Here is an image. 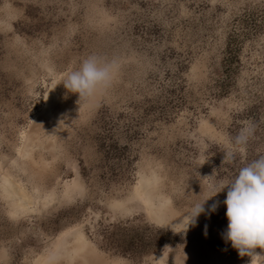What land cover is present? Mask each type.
Here are the masks:
<instances>
[{
  "label": "rangeland",
  "instance_id": "rangeland-1",
  "mask_svg": "<svg viewBox=\"0 0 264 264\" xmlns=\"http://www.w3.org/2000/svg\"><path fill=\"white\" fill-rule=\"evenodd\" d=\"M90 56L114 79L79 99L62 81ZM261 154L264 0H0V264H79L80 233L91 264H264L222 238L227 187L186 228Z\"/></svg>",
  "mask_w": 264,
  "mask_h": 264
},
{
  "label": "clouds",
  "instance_id": "clouds-1",
  "mask_svg": "<svg viewBox=\"0 0 264 264\" xmlns=\"http://www.w3.org/2000/svg\"><path fill=\"white\" fill-rule=\"evenodd\" d=\"M113 79L114 65L102 61L97 56H90L81 63L79 69L70 72L62 83L68 91L78 93L79 99L88 100L99 91L107 89ZM254 131V126L246 127L233 143L246 145ZM235 155L236 151L230 144L224 150L223 159L232 161ZM225 187L227 195L223 203L227 209L225 215L228 224L222 238L226 242L230 241L241 256L261 255L256 253L255 249H264V154L258 155L255 160L242 167L234 179L221 184L219 189L205 200L196 203L186 214L188 217L186 228L189 224L194 225L196 218L205 211L203 206L205 201ZM217 206V203H213L209 211L214 212ZM50 259H55V256Z\"/></svg>",
  "mask_w": 264,
  "mask_h": 264
},
{
  "label": "bare ground",
  "instance_id": "bare-ground-1",
  "mask_svg": "<svg viewBox=\"0 0 264 264\" xmlns=\"http://www.w3.org/2000/svg\"><path fill=\"white\" fill-rule=\"evenodd\" d=\"M48 100H49V97L47 95V97H46L47 108L49 106ZM28 138H29V136L25 137V141L23 143L24 145L27 144ZM23 151H24V147L22 148L21 152H23ZM146 177L148 178V176H146ZM151 182H152L151 179L141 178V187H140V189H138V191H139L138 194H140V195L143 194L144 197H146L145 198L146 203L149 204V208H147L148 206L146 208H147V212L149 211L150 217L154 220L160 221L159 219H161V216H162V214L160 212L161 210L158 209V207H156L154 205L153 198H152V191H145L147 188V185H149ZM2 189H3V192L5 193V195L8 198H11L10 202L13 205H15L14 206L15 212H17L18 210L27 209L28 206L26 205L25 202H27V200H29V199H28L25 191H23V189L20 186H18L17 183L14 184L13 180L7 175L3 177ZM15 198H17V199H15ZM82 238H83V235L81 233L74 235L73 240L75 242V247H74L73 252L76 255L77 254L79 256L81 255V257L83 258V259H79V262H80L79 264H86L88 262H89L88 264H91L90 260H86L85 255H83L81 252L78 251V249H80V250L82 248L84 249V246L82 244V242L84 243V239H82ZM53 256H55V253L53 251H50L49 253L44 254L43 256H40L39 259L36 260L35 264H51L50 258ZM99 264H104V263L99 262ZM258 264H263V260L262 261L260 260V262Z\"/></svg>",
  "mask_w": 264,
  "mask_h": 264
}]
</instances>
